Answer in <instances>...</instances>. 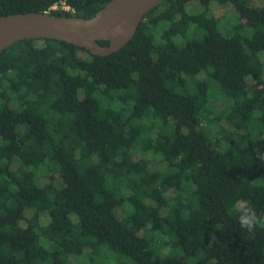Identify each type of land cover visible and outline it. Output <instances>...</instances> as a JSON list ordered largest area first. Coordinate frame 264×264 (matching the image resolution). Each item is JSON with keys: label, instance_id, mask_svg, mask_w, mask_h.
Segmentation results:
<instances>
[{"label": "trees", "instance_id": "1", "mask_svg": "<svg viewBox=\"0 0 264 264\" xmlns=\"http://www.w3.org/2000/svg\"><path fill=\"white\" fill-rule=\"evenodd\" d=\"M108 1L0 0V16ZM212 1L164 0L104 56L44 38L1 52L0 264H264V226L236 207L264 217V4L214 0L237 12L224 32Z\"/></svg>", "mask_w": 264, "mask_h": 264}, {"label": "water", "instance_id": "2", "mask_svg": "<svg viewBox=\"0 0 264 264\" xmlns=\"http://www.w3.org/2000/svg\"><path fill=\"white\" fill-rule=\"evenodd\" d=\"M164 0H109L90 17L21 12L0 16V54L21 39H54L104 56L129 41L141 18ZM98 40H107L100 45Z\"/></svg>", "mask_w": 264, "mask_h": 264}, {"label": "rangeland", "instance_id": "3", "mask_svg": "<svg viewBox=\"0 0 264 264\" xmlns=\"http://www.w3.org/2000/svg\"><path fill=\"white\" fill-rule=\"evenodd\" d=\"M250 4L253 5V6H261V5L264 4V0H250ZM209 6L211 8L210 11H212V13L219 19L220 28L224 32H228V30L231 29L232 24H234L237 21V18H236L237 17V12L234 9V6L229 4V3L220 4V3H217L214 0L210 3ZM190 7L194 11H198L200 9V7L196 3H191ZM160 8H162V6H160L158 9H160ZM163 27H164V24H160L157 27H155V29H154L156 31L155 35H159L160 32L162 31ZM189 38H191L190 33H188L186 35L185 39H189ZM177 42H178V45H181L184 42V38L177 37ZM197 79L205 80L204 76H202V73L197 74ZM248 80H250V79H248ZM212 81H209V82L206 81V84H208L210 86ZM213 83H214V81H213ZM191 88L192 87H190V89ZM209 92L211 94V95L209 94L211 99H214V100L216 99L217 100V99L220 98V96L214 90L213 87H212V89ZM224 106L225 105H224L222 100H217L215 102V110H220ZM219 124L225 126L226 128L228 127L227 125L224 124L223 120H221L219 122ZM211 130H212V133H213V126L211 127ZM151 154L152 153H150V152L143 153L142 151L138 150L135 153V155H134V159H138V158H140V156H143L144 159L148 160L149 162L151 161V165H150L151 168L161 169L163 167V165L160 162L155 161L153 159V155H151ZM17 165H18V161L14 160L13 164H12V167H15ZM39 181L42 182V183H47V182H50L52 180L50 179V177L44 176L43 174H41L39 176ZM256 182L264 184V178H259V179L256 180ZM116 213L118 214L119 217H122L124 215V209L119 207V208L116 209ZM29 215H30V212H26V217H28ZM169 249H171V251H172L171 245H167L165 247H162L161 252L162 253H166ZM74 257L79 262L83 261L85 259V255H76ZM72 259L74 260V258H72Z\"/></svg>", "mask_w": 264, "mask_h": 264}, {"label": "clouds", "instance_id": "4", "mask_svg": "<svg viewBox=\"0 0 264 264\" xmlns=\"http://www.w3.org/2000/svg\"><path fill=\"white\" fill-rule=\"evenodd\" d=\"M256 151V159L259 160L261 164H264V152L259 149ZM236 207L238 211V223L242 229L254 234L258 227L264 226V217L258 216L248 201H241Z\"/></svg>", "mask_w": 264, "mask_h": 264}, {"label": "built area", "instance_id": "5", "mask_svg": "<svg viewBox=\"0 0 264 264\" xmlns=\"http://www.w3.org/2000/svg\"><path fill=\"white\" fill-rule=\"evenodd\" d=\"M65 9H67V6H63ZM52 8H56V5L52 6Z\"/></svg>", "mask_w": 264, "mask_h": 264}]
</instances>
